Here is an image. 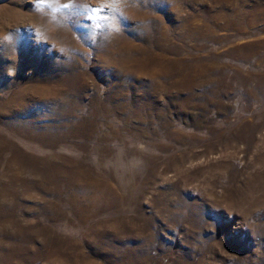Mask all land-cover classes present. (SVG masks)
<instances>
[{
	"label": "rangeland",
	"instance_id": "obj_1",
	"mask_svg": "<svg viewBox=\"0 0 264 264\" xmlns=\"http://www.w3.org/2000/svg\"><path fill=\"white\" fill-rule=\"evenodd\" d=\"M0 264H264V0H0Z\"/></svg>",
	"mask_w": 264,
	"mask_h": 264
},
{
	"label": "snow or ice",
	"instance_id": "obj_2",
	"mask_svg": "<svg viewBox=\"0 0 264 264\" xmlns=\"http://www.w3.org/2000/svg\"><path fill=\"white\" fill-rule=\"evenodd\" d=\"M40 2H43V0H40ZM94 11L99 12V11H102V10L101 9H96Z\"/></svg>",
	"mask_w": 264,
	"mask_h": 264
}]
</instances>
